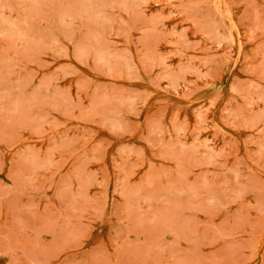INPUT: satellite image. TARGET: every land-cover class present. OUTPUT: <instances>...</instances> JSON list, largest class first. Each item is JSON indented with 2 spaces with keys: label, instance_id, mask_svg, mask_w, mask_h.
<instances>
[{
  "label": "rangeland",
  "instance_id": "rangeland-1",
  "mask_svg": "<svg viewBox=\"0 0 264 264\" xmlns=\"http://www.w3.org/2000/svg\"><path fill=\"white\" fill-rule=\"evenodd\" d=\"M0 264H264V0H0Z\"/></svg>",
  "mask_w": 264,
  "mask_h": 264
}]
</instances>
